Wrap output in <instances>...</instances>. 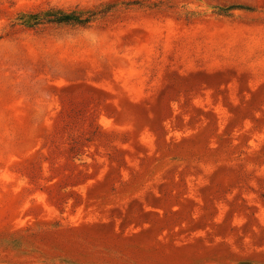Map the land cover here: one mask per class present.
Instances as JSON below:
<instances>
[{"label": "rangeland", "instance_id": "374dc122", "mask_svg": "<svg viewBox=\"0 0 264 264\" xmlns=\"http://www.w3.org/2000/svg\"><path fill=\"white\" fill-rule=\"evenodd\" d=\"M0 264H264V0H0Z\"/></svg>", "mask_w": 264, "mask_h": 264}, {"label": "trees", "instance_id": "16d2710c", "mask_svg": "<svg viewBox=\"0 0 264 264\" xmlns=\"http://www.w3.org/2000/svg\"><path fill=\"white\" fill-rule=\"evenodd\" d=\"M45 17L41 18V15H45ZM45 13H39L36 14L34 16L35 20L36 19H40V20H36L34 22V24L40 23V22H50V23H72V24H82L88 21L87 18H81L78 17L76 12L73 11L71 13H66L63 10L60 9H50L49 11L45 12Z\"/></svg>", "mask_w": 264, "mask_h": 264}]
</instances>
